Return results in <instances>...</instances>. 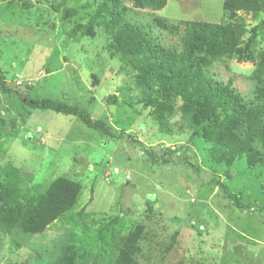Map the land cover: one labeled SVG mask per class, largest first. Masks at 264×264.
I'll return each instance as SVG.
<instances>
[{
  "label": "rangeland",
  "instance_id": "obj_1",
  "mask_svg": "<svg viewBox=\"0 0 264 264\" xmlns=\"http://www.w3.org/2000/svg\"><path fill=\"white\" fill-rule=\"evenodd\" d=\"M6 1L0 0V8ZM85 1L70 0L68 7ZM26 3L25 8L0 14V71L6 82L23 83L22 92L32 84V98L78 106L93 120L104 119L117 137L89 129L74 116L31 110L0 94V118L8 125L0 133V168L17 169L32 194L43 192L58 178L81 184L73 210L43 234L1 232L0 264H58L68 245L106 264L138 225L144 228L138 264H264V170L242 176V168L236 166L227 180L224 167L207 163L206 145L200 140L188 143L187 129L161 134L148 110L126 104L138 97L137 92H128L120 64L107 58L102 33L94 39H70L61 16L47 4ZM120 3L132 23L165 47L177 46V36L157 28L154 19L179 25V30L186 22L225 20L223 0H168L161 11L137 9L132 0ZM236 17L247 29L264 22V12L258 19L244 12ZM256 44L257 52L264 50V32ZM254 69L252 63L223 59L208 72L221 83L232 79L236 91L247 97ZM94 74L99 78L95 87ZM110 94L117 95L116 106L104 102ZM141 147L158 158L170 154L172 163L152 164ZM216 176L230 192L242 193L244 204L255 205V212L239 211L222 198L212 183Z\"/></svg>",
  "mask_w": 264,
  "mask_h": 264
},
{
  "label": "trees",
  "instance_id": "obj_2",
  "mask_svg": "<svg viewBox=\"0 0 264 264\" xmlns=\"http://www.w3.org/2000/svg\"><path fill=\"white\" fill-rule=\"evenodd\" d=\"M27 1L7 0L0 14L10 8H25ZM35 1L47 4L61 16L68 38L94 39L98 32L105 36L107 58L120 64L119 71L128 82L125 85L128 92H137L138 97L126 104L129 107L140 105L148 110L161 134L168 135L173 128L180 133L187 129L190 133L188 143L193 145L200 140L206 145L203 153L207 163L224 167L227 180L234 176L230 170L236 166L242 168V176L254 175L255 169L260 173L264 170V50H255L256 37L264 32V22L260 20L247 29L244 21L236 17L237 12H244L258 19L264 12V0H223L225 20L220 23L186 22L182 23V30L179 25L170 26L161 19H154L157 28L177 36L178 44L173 47L156 43L141 26L132 23L120 0H86L72 7H68L70 0ZM132 1L137 9L155 11L164 9L168 2ZM67 25L71 27L68 29ZM223 59H236L255 66L250 77L253 83L250 96L238 93L232 79L221 83L209 76L212 64ZM91 78L95 87L99 78L95 74ZM22 85H10L0 71L2 96L16 98L31 110L74 116L89 129L100 131L108 138L117 137L104 119L93 120L84 109L69 105L65 100L32 98L29 96L32 84L28 83L23 92ZM177 101L180 102L178 107ZM104 102L116 106L118 97L110 94ZM7 128L0 118V133ZM141 150L154 165L172 163L170 154L158 158L142 147ZM192 170L199 171L196 166ZM212 183L219 188L221 197L236 209L255 212V205L244 204L243 194L230 192L219 176ZM80 192V183L58 178L43 192L32 194L17 169L11 165L0 168V233L43 234L53 222L73 210ZM246 195L248 197V193ZM143 234L141 225L133 227L115 247L106 264H138L136 257ZM58 264L98 263L87 252L68 245Z\"/></svg>",
  "mask_w": 264,
  "mask_h": 264
},
{
  "label": "water",
  "instance_id": "obj_3",
  "mask_svg": "<svg viewBox=\"0 0 264 264\" xmlns=\"http://www.w3.org/2000/svg\"><path fill=\"white\" fill-rule=\"evenodd\" d=\"M112 109V108H111Z\"/></svg>",
  "mask_w": 264,
  "mask_h": 264
}]
</instances>
